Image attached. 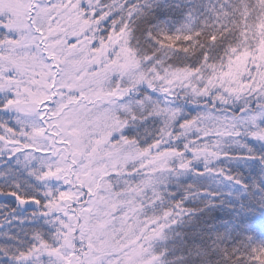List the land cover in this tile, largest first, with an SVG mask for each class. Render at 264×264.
Segmentation results:
<instances>
[{
    "label": "snow or ice",
    "instance_id": "snow-or-ice-1",
    "mask_svg": "<svg viewBox=\"0 0 264 264\" xmlns=\"http://www.w3.org/2000/svg\"><path fill=\"white\" fill-rule=\"evenodd\" d=\"M0 264H264V0H0Z\"/></svg>",
    "mask_w": 264,
    "mask_h": 264
}]
</instances>
